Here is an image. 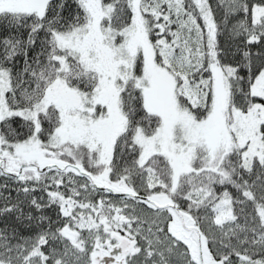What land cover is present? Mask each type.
Segmentation results:
<instances>
[{"label":"snow or ice","instance_id":"obj_1","mask_svg":"<svg viewBox=\"0 0 264 264\" xmlns=\"http://www.w3.org/2000/svg\"><path fill=\"white\" fill-rule=\"evenodd\" d=\"M0 264H264V0H0Z\"/></svg>","mask_w":264,"mask_h":264}]
</instances>
